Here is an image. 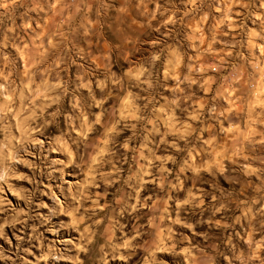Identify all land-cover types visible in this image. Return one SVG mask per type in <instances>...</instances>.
<instances>
[{
  "label": "rangeland",
  "instance_id": "obj_1",
  "mask_svg": "<svg viewBox=\"0 0 264 264\" xmlns=\"http://www.w3.org/2000/svg\"><path fill=\"white\" fill-rule=\"evenodd\" d=\"M0 264H264V0H0Z\"/></svg>",
  "mask_w": 264,
  "mask_h": 264
}]
</instances>
